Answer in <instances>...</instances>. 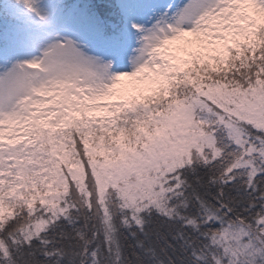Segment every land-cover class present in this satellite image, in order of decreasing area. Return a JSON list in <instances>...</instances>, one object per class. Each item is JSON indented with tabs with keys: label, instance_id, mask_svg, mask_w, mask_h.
Returning a JSON list of instances; mask_svg holds the SVG:
<instances>
[{
	"label": "snow or ice",
	"instance_id": "1",
	"mask_svg": "<svg viewBox=\"0 0 264 264\" xmlns=\"http://www.w3.org/2000/svg\"><path fill=\"white\" fill-rule=\"evenodd\" d=\"M0 264H264V0H2Z\"/></svg>",
	"mask_w": 264,
	"mask_h": 264
},
{
	"label": "rangeland",
	"instance_id": "2",
	"mask_svg": "<svg viewBox=\"0 0 264 264\" xmlns=\"http://www.w3.org/2000/svg\"><path fill=\"white\" fill-rule=\"evenodd\" d=\"M0 2H2V0H0Z\"/></svg>",
	"mask_w": 264,
	"mask_h": 264
}]
</instances>
